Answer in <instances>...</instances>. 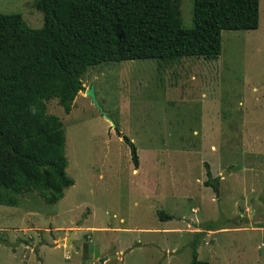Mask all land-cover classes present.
Returning <instances> with one entry per match:
<instances>
[{
  "label": "rangeland",
  "instance_id": "rangeland-1",
  "mask_svg": "<svg viewBox=\"0 0 264 264\" xmlns=\"http://www.w3.org/2000/svg\"><path fill=\"white\" fill-rule=\"evenodd\" d=\"M35 1L0 0V13L39 28ZM177 2L192 27L193 0ZM81 80L69 113L46 102L73 184L54 204H0V264H190L196 239L200 260L264 264V0L257 29L221 32L216 59L106 61Z\"/></svg>",
  "mask_w": 264,
  "mask_h": 264
},
{
  "label": "trees",
  "instance_id": "trees-1",
  "mask_svg": "<svg viewBox=\"0 0 264 264\" xmlns=\"http://www.w3.org/2000/svg\"><path fill=\"white\" fill-rule=\"evenodd\" d=\"M34 6L42 13L39 28L29 27L19 13H0V204L9 206L31 192L54 204L73 184L66 175L63 123L47 112L46 102L55 98L69 113L89 66L216 59L223 30L259 25V0H193L190 28L182 26L177 0H36ZM122 137L137 168L136 147ZM205 167L204 183L214 188ZM158 216L172 218L164 211ZM196 240L190 264H214L197 258Z\"/></svg>",
  "mask_w": 264,
  "mask_h": 264
},
{
  "label": "water",
  "instance_id": "water-1",
  "mask_svg": "<svg viewBox=\"0 0 264 264\" xmlns=\"http://www.w3.org/2000/svg\"><path fill=\"white\" fill-rule=\"evenodd\" d=\"M85 94L91 99L92 103H94L102 113H104L96 99L95 93H94V88L93 85H90L88 88L85 89ZM107 119H109L108 117H106ZM109 121L112 123V121L109 119ZM112 126H114V124L112 123ZM61 243L65 242V243H71L72 244V240L70 239V237H67L65 240H60Z\"/></svg>",
  "mask_w": 264,
  "mask_h": 264
}]
</instances>
